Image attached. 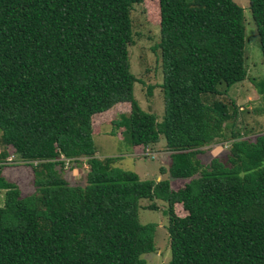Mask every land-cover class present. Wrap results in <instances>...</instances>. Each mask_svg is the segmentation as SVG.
I'll return each mask as SVG.
<instances>
[{"label":"trees","instance_id":"16d2710c","mask_svg":"<svg viewBox=\"0 0 264 264\" xmlns=\"http://www.w3.org/2000/svg\"><path fill=\"white\" fill-rule=\"evenodd\" d=\"M143 1L0 0V264H146L156 226L139 222L141 199L167 204L166 264H264V133L231 131L224 161L198 159L228 140L236 107L225 94L247 73L243 11L233 0H155L158 123L133 96L129 64L130 12ZM248 3L264 59V0ZM255 88L264 94V79ZM121 104L129 112L111 134L123 129L133 149L163 139L159 173L179 187L140 180L116 167L119 156H95L93 118ZM9 148L31 168L24 197L2 175ZM80 159L85 184L69 185L59 168Z\"/></svg>","mask_w":264,"mask_h":264},{"label":"rangeland","instance_id":"374dc122","mask_svg":"<svg viewBox=\"0 0 264 264\" xmlns=\"http://www.w3.org/2000/svg\"><path fill=\"white\" fill-rule=\"evenodd\" d=\"M192 1V0H187ZM243 11L244 18V63L246 66V78L232 84L226 91L225 98L236 107L235 115L228 120L224 129V136L228 140L212 144L202 149L198 159L202 165H208L212 160L224 161L228 154L229 135L231 131L240 134L247 133L255 136L264 133V94H258L255 84L264 79V59L260 50L259 38L255 23L249 8L248 0H233ZM133 30V44L128 49L130 71L137 78L133 86V96L140 108L156 118L159 123L163 118V94L160 89L162 84V67L160 52L156 45L160 39L157 17V2L144 0L142 4L133 6L130 12ZM151 88L150 94L147 93ZM224 89V85L222 86ZM119 105V104H118ZM115 105L106 114L94 116V125H97L92 133L93 143L96 147L95 156L121 157L116 167L131 171L140 180L168 179L170 187L176 189L182 180H175L167 174H160L161 167L166 168L169 152L165 149L162 139L151 147H131L128 140L123 138V129L114 130L112 120L118 119L120 114L129 112L128 104ZM232 112V104L230 105ZM9 164L3 169V177L7 181L16 184L21 196L33 191L32 172L29 166L18 163L16 156L9 148ZM87 165L83 159L78 162L64 160L59 172L69 185L84 186ZM0 205L3 202L2 190H0ZM138 219L142 225L154 224V246L151 253L143 254L146 264H166L170 260L169 238L167 233L168 216L167 204L153 199H141L138 202ZM150 205L156 207L149 209ZM175 214L183 216L184 211L180 205L174 206Z\"/></svg>","mask_w":264,"mask_h":264},{"label":"crops","instance_id":"0c3cea01","mask_svg":"<svg viewBox=\"0 0 264 264\" xmlns=\"http://www.w3.org/2000/svg\"><path fill=\"white\" fill-rule=\"evenodd\" d=\"M134 150H135V148H134ZM2 175H4V170H2ZM3 191V190H2ZM1 193V192H0ZM3 193H4V191L2 192V196H3ZM1 195V194H0Z\"/></svg>","mask_w":264,"mask_h":264}]
</instances>
